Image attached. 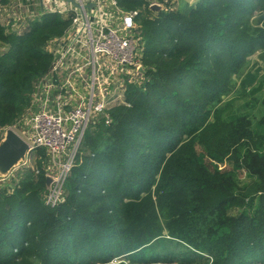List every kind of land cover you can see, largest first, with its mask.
I'll use <instances>...</instances> for the list:
<instances>
[{
	"label": "trees",
	"instance_id": "16d2710c",
	"mask_svg": "<svg viewBox=\"0 0 264 264\" xmlns=\"http://www.w3.org/2000/svg\"><path fill=\"white\" fill-rule=\"evenodd\" d=\"M31 2L39 12L38 0ZM117 3L137 14L145 76L126 81L117 92L122 102L92 117L62 203L46 205L41 169L50 158L43 150L11 180L13 188H0V264H126L112 263L116 256L130 264L264 261V116L245 135L235 116L223 120L226 108L213 107L212 97L224 92L214 69L237 68L259 43L260 36L248 44L239 17L264 10V0H200L158 12L149 0ZM67 26L50 15L18 35L0 27V128L24 115L34 85L51 69L45 47ZM259 74L244 75L239 100ZM173 240L187 250L146 259V251Z\"/></svg>",
	"mask_w": 264,
	"mask_h": 264
},
{
	"label": "built area",
	"instance_id": "2783aa9c",
	"mask_svg": "<svg viewBox=\"0 0 264 264\" xmlns=\"http://www.w3.org/2000/svg\"><path fill=\"white\" fill-rule=\"evenodd\" d=\"M73 1L76 6L66 0H38L37 13L31 0L0 5V27L7 34L18 35L45 16L68 21L63 35L45 47L53 55L51 69L34 85L24 115L17 123L0 128V139L11 128L29 147L25 162L0 179V188H13L17 183L11 180L31 166L36 151L43 150L50 161L41 170L45 178L53 179L46 196L51 208L65 199L63 185L92 117L122 102L117 92L121 93L126 81L145 76L143 45L135 38L136 12L124 11L117 0ZM169 1L164 6L160 0H149V5L173 8Z\"/></svg>",
	"mask_w": 264,
	"mask_h": 264
},
{
	"label": "rangeland",
	"instance_id": "374dc122",
	"mask_svg": "<svg viewBox=\"0 0 264 264\" xmlns=\"http://www.w3.org/2000/svg\"><path fill=\"white\" fill-rule=\"evenodd\" d=\"M200 0H172V4L176 9L184 11L188 7H194ZM240 28L239 32L245 34L248 44H251V40L257 39L258 36L261 39L258 41L251 51V54L247 56L242 62L237 66V68L231 71H223L220 69H214L213 77L222 78L223 83L221 85V90L224 89L222 94H213V107L223 109L226 108L222 113L223 120H228L231 116H235L237 120L233 123L235 127L241 130L245 135L248 134L249 130L254 127V124L262 119L264 116V10L258 7H253V9L245 16L239 17ZM256 69H260L259 80L256 85L245 92V98L239 100V94H242L240 81L244 75L248 72H253ZM225 73H227L225 75ZM227 78V79H226ZM32 92V91H31ZM216 96H219L216 98ZM237 97V98H236ZM227 106V107H226ZM214 110V109H213ZM21 116L19 117V120ZM43 161V160H42ZM48 166V161L45 162ZM43 163V165H45ZM53 164V163H52ZM50 164V165H52ZM241 181L243 184L247 182L245 175L241 176ZM157 225L164 227L165 221L164 216L160 215L157 220ZM165 238L169 239L167 236ZM161 245V246H160ZM157 249L154 251H146V259L152 257V255H159L161 257L165 254L164 251H176L183 253L187 250L186 247L178 248L176 245V240L169 242L158 243ZM163 247L167 249H162ZM154 257V256H153ZM69 260V259H68ZM72 260V258H70ZM124 260L126 264H130V260H125L123 256L114 257L111 262L116 263ZM69 262V261H68ZM74 264H88L82 259L75 261ZM254 264H264L261 258Z\"/></svg>",
	"mask_w": 264,
	"mask_h": 264
},
{
	"label": "water",
	"instance_id": "95a60500",
	"mask_svg": "<svg viewBox=\"0 0 264 264\" xmlns=\"http://www.w3.org/2000/svg\"><path fill=\"white\" fill-rule=\"evenodd\" d=\"M76 6L73 0H66ZM91 7V6H89ZM153 11H161L158 5L150 6ZM29 147L27 143L11 128H6L0 139V179L7 178L10 173L25 162ZM53 179L45 178L47 190H50Z\"/></svg>",
	"mask_w": 264,
	"mask_h": 264
},
{
	"label": "crops",
	"instance_id": "0c3cea01",
	"mask_svg": "<svg viewBox=\"0 0 264 264\" xmlns=\"http://www.w3.org/2000/svg\"><path fill=\"white\" fill-rule=\"evenodd\" d=\"M29 2V0H26V3Z\"/></svg>",
	"mask_w": 264,
	"mask_h": 264
}]
</instances>
